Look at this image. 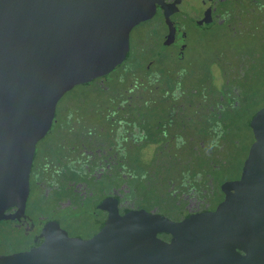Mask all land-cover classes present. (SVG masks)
Listing matches in <instances>:
<instances>
[{
    "label": "flooded vegetation",
    "instance_id": "obj_1",
    "mask_svg": "<svg viewBox=\"0 0 264 264\" xmlns=\"http://www.w3.org/2000/svg\"><path fill=\"white\" fill-rule=\"evenodd\" d=\"M211 13L209 26L173 13L174 40L164 46L171 27L158 6L143 22L144 36L131 31L124 62L81 84L92 87L98 101L87 103L90 98L80 95L64 100L68 92L59 100L53 124L36 146L26 218L7 221L18 234L17 253L39 246L49 223L90 239L115 212L144 210L178 221L217 208L224 184L239 179L244 166L229 176L245 138L231 119L241 108L231 95L252 88L246 82L233 91L224 86L229 108L222 103L225 93L213 86L205 95L194 81L215 79L218 89L224 80L242 77L235 59H264V0H213ZM137 41L147 43L145 50L127 61ZM192 59L204 60L197 66ZM257 67L263 72L264 62ZM222 150L230 161L219 165Z\"/></svg>",
    "mask_w": 264,
    "mask_h": 264
},
{
    "label": "water",
    "instance_id": "obj_2",
    "mask_svg": "<svg viewBox=\"0 0 264 264\" xmlns=\"http://www.w3.org/2000/svg\"><path fill=\"white\" fill-rule=\"evenodd\" d=\"M213 0H0V224L26 218L36 146L59 100L104 77L130 51L135 26L161 7L213 23ZM239 179L224 184L213 211L173 220L132 210L112 213L92 238L48 224L30 252L0 253V264H264V107ZM160 233L171 235L169 240Z\"/></svg>",
    "mask_w": 264,
    "mask_h": 264
},
{
    "label": "rangeland",
    "instance_id": "obj_3",
    "mask_svg": "<svg viewBox=\"0 0 264 264\" xmlns=\"http://www.w3.org/2000/svg\"><path fill=\"white\" fill-rule=\"evenodd\" d=\"M147 23H140L137 26H135L132 30V35L135 36H144V34H146L147 31ZM147 43L141 42V41H137V43L135 44L132 43V49H131V53L129 55V59L127 61L133 60V56L135 53V50L137 51H143L145 50V45ZM195 63V65L200 66L202 65V61L204 59H192ZM235 61L237 63H241V72H242V77H233L230 79H226V81L224 80L222 82V86L218 87L216 86V80L215 79H211L208 80L207 82H205V84H198L202 81H194V86L195 88L199 89V92H202L203 94L207 95V93H209V89L213 88V86L215 87V90H217V92L219 93V95L221 94H226V96L222 97L223 101L222 103H225L226 106L228 105V107L230 108L229 104H230V96L228 95V91L222 89L224 86L228 88V90H232V88L241 86V84L243 82H246L249 88H252V91L249 92V90H245L240 93H236V91L234 92L233 90V95L234 98L237 100L236 103L239 107V109H234L232 111L231 114V119L234 120L237 129H238V133H239V137L241 138V135L243 137V135L245 136V138H242V146L239 150L236 151V159L234 160V167L232 169V171L229 173V176H237L242 169V166L244 164V161L247 157L248 154V150L250 148V145L253 142V138H254V134L252 131V128L250 126V120L252 119V117L254 116V114L259 111L261 108L264 107V71L260 72L258 64H260L261 62H264V59H235ZM131 68V66H127V69L129 70ZM122 69H118L116 70L117 72L121 71ZM240 78H243L242 80H240ZM221 80L219 79L217 82L219 83ZM211 91V90H210ZM93 89L92 87H86L83 85H77L75 86L72 90L68 91V93L65 95L64 100L66 99H70L72 97L78 96L80 95L81 97H89L90 98V102L88 101L87 103H93L98 101L97 99H99L98 94L93 95L90 97V95H92ZM219 95H217L216 97L218 98ZM98 96V97H97ZM216 97H214L213 99H211V101H213V103H215L217 101ZM220 103V102H219ZM226 109V108H224ZM220 113L222 114L221 119H223V117L226 116V111L221 110ZM233 116V117H232ZM230 155L226 152V151H220L219 152V160L216 161L219 165L220 164H224L229 160L230 161ZM143 190V189H142ZM142 192V191H141ZM140 192V193H141ZM5 224L2 223L0 225V230H1V234H0V240L2 241V245L4 244L5 246L7 245V247H9L8 251L11 252V254L17 253L18 252V247L16 246L15 243H12L11 240L7 241L6 239V232H5Z\"/></svg>",
    "mask_w": 264,
    "mask_h": 264
},
{
    "label": "trees",
    "instance_id": "obj_4",
    "mask_svg": "<svg viewBox=\"0 0 264 264\" xmlns=\"http://www.w3.org/2000/svg\"><path fill=\"white\" fill-rule=\"evenodd\" d=\"M254 139V138H253ZM254 141V140H253ZM5 225H7V221L4 223ZM5 232H6V239L7 241H10L12 243H15L16 246L18 247V249L20 248V245L17 240L19 239L18 238V234L15 233L10 227H6L5 226ZM9 247H7V245L5 246L4 244L2 246H0V253H6V254H9L11 253L10 251H8Z\"/></svg>",
    "mask_w": 264,
    "mask_h": 264
}]
</instances>
